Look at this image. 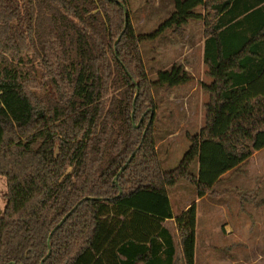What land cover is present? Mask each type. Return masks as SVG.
Listing matches in <instances>:
<instances>
[{
    "label": "trees",
    "instance_id": "1",
    "mask_svg": "<svg viewBox=\"0 0 264 264\" xmlns=\"http://www.w3.org/2000/svg\"><path fill=\"white\" fill-rule=\"evenodd\" d=\"M189 19L204 26L208 100L166 170L151 90L191 77L172 64L150 79L140 45ZM263 147L264 0H173L146 33L129 0H0V264H176L169 189L210 194Z\"/></svg>",
    "mask_w": 264,
    "mask_h": 264
},
{
    "label": "rangeland",
    "instance_id": "2",
    "mask_svg": "<svg viewBox=\"0 0 264 264\" xmlns=\"http://www.w3.org/2000/svg\"><path fill=\"white\" fill-rule=\"evenodd\" d=\"M172 10L173 0H129L130 20L137 33L151 32ZM196 10L202 11L200 7ZM203 29L201 20L189 19L179 28L165 29L140 45L146 73L152 80L159 70L172 64L189 66L185 69L191 77L188 82L163 84L151 90L156 105L155 145L166 170L175 167L188 149L187 134L197 133L204 124L208 96L201 83L208 82V74L202 57ZM196 170L194 163L190 171ZM263 182L264 147L254 150L237 170L225 172L213 186V192L205 194L199 202L195 188L185 180L170 188L175 212L192 201L199 209L196 219L193 215L192 225L190 214H186L188 225L186 221L170 225L175 229L179 251L176 264H185L178 241L182 229H185L183 250L189 264H264V207L254 202L256 188ZM5 192L6 180L0 175V213ZM241 193L246 195L245 199ZM263 195L264 185L258 198Z\"/></svg>",
    "mask_w": 264,
    "mask_h": 264
},
{
    "label": "crops",
    "instance_id": "3",
    "mask_svg": "<svg viewBox=\"0 0 264 264\" xmlns=\"http://www.w3.org/2000/svg\"><path fill=\"white\" fill-rule=\"evenodd\" d=\"M202 56H203V49H202ZM184 67H185V69L187 70L188 68H189V66H187V64H184ZM210 81V77L208 76V82ZM207 82V83H208ZM263 185H264V182L263 183H260L259 185H258V187L256 188V190H257V198H258V195H260V192L263 190ZM204 196V195H203ZM203 196L202 197H198L197 198V202H199L200 201V198H203ZM169 198H170V196H169ZM261 199H264V195L262 196V198H258V200H261ZM170 202H171V200H170ZM171 205H172V203H171ZM261 206H263L264 207V205H261ZM260 207V206H259ZM172 210H173V213H174V216H173V218L172 219H167L166 221H164V225H166L168 228H169V230H170V233L172 234V236H173V238H174V241H175V244L177 245V242H176V239H175V234H174V230H173V228H171V224L173 225L174 224V226H175V224H176V222H180V223H182V221H183V219L184 218H186L185 216H186V214H188V212L190 211V210H193V215H195V219H196V217H197V215H198V213H199V209H198V207L196 206V203H195V201H192L191 203H189L188 205H186V206H184L179 212H175V209H174V207H173V205H172ZM182 220V221H181ZM194 220V219H193ZM196 221V220H195ZM227 226L226 225H224V228H226ZM178 239V238H177ZM177 254H179V251L177 250L176 251V255ZM176 255H175V260H176Z\"/></svg>",
    "mask_w": 264,
    "mask_h": 264
},
{
    "label": "water",
    "instance_id": "4",
    "mask_svg": "<svg viewBox=\"0 0 264 264\" xmlns=\"http://www.w3.org/2000/svg\"><path fill=\"white\" fill-rule=\"evenodd\" d=\"M126 24H127V21H125V25L124 26H126ZM119 39V37L117 38V40ZM116 40V41H117ZM136 95H137V92H136ZM136 95H135V97H136ZM135 97H134V99H133V105H134V101H135ZM135 126H138V123L137 124H135ZM143 135H144V132H143ZM125 166V165H124ZM123 166V167H124ZM68 215V213L57 223V225L56 226H59V225H61V223L64 221V219H65V217ZM52 232H53V230L50 232V234H49V237L51 236V234H52ZM49 253H50V250L48 251V253L46 254V256L45 257H47L48 255H49ZM44 257V258H45ZM40 264H42V261L40 262Z\"/></svg>",
    "mask_w": 264,
    "mask_h": 264
}]
</instances>
